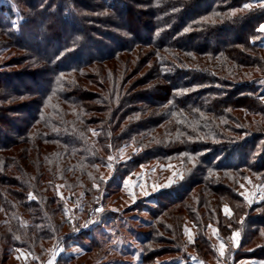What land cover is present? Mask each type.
<instances>
[{
  "label": "trees",
  "instance_id": "16d2710c",
  "mask_svg": "<svg viewBox=\"0 0 264 264\" xmlns=\"http://www.w3.org/2000/svg\"><path fill=\"white\" fill-rule=\"evenodd\" d=\"M255 1L10 0L17 15L0 3V252L37 263L69 225L59 193L88 206L107 157L131 147L129 173L182 168L154 199L141 264L183 241L182 214L195 252L215 255L210 227L224 239L241 229V250L263 255L264 199L248 206L239 192L264 185Z\"/></svg>",
  "mask_w": 264,
  "mask_h": 264
},
{
  "label": "rangeland",
  "instance_id": "374dc122",
  "mask_svg": "<svg viewBox=\"0 0 264 264\" xmlns=\"http://www.w3.org/2000/svg\"><path fill=\"white\" fill-rule=\"evenodd\" d=\"M0 3L11 8V13L17 15L18 11L10 0H1ZM256 6L261 5L257 3ZM13 22L17 28L16 20ZM4 59L5 55L1 54L0 64ZM260 87L264 89V81ZM132 153L133 149L128 147L112 152L109 156L111 160L107 157L108 167L101 169L99 196L88 206H85L88 199L81 192L67 195L59 193L69 225L60 239L49 244L46 253L37 259V263L23 251L9 250L6 254L3 252L5 246H2L0 264H141L142 241L149 236V225L153 222L150 213L159 210L154 199L158 192L181 180L182 168L176 163L166 166L151 163L129 173L130 168L121 165L130 159ZM261 189H264V185L248 180L242 184L239 192L244 198L248 196L251 202L245 198L246 203L253 206L263 200ZM181 217L184 243L182 241L178 246H171L173 252L154 259V264H264V254L258 252L249 255L255 247L241 250V229L224 239L219 237L215 228L209 227L207 235L216 249L215 255L206 257L203 253L195 252L191 248L196 234L194 225L186 214ZM235 233L239 234L236 240L233 239ZM221 242L225 246L223 255L220 252ZM156 247L161 249L164 246Z\"/></svg>",
  "mask_w": 264,
  "mask_h": 264
},
{
  "label": "snow or ice",
  "instance_id": "6c2138e0",
  "mask_svg": "<svg viewBox=\"0 0 264 264\" xmlns=\"http://www.w3.org/2000/svg\"><path fill=\"white\" fill-rule=\"evenodd\" d=\"M256 2L257 3H259L262 7H264V0H256ZM253 7V4L252 3H245L244 5H243V9H251ZM237 10L236 9H233L232 10V14L234 15L235 14V12H236ZM214 15H217L216 13H214ZM188 29H185V31H187ZM259 31H261V32H264V25H261L260 26V28H259ZM180 91H184V90H180ZM94 134H96L95 132H94ZM109 159L111 160L112 159V157H109ZM111 165H109V167H110ZM182 178V177H181ZM261 191H262V193H264V189H261ZM30 195V198H32V199H35V197L34 196H32V194H29ZM246 199H249V197L248 196H246L245 197ZM262 199H264V195H262V197H261ZM249 202H251V200L249 199ZM97 211H103V209H98ZM225 211L226 212H228V209H227V207H225ZM87 225H85V227H86ZM238 236H239V234L238 233H235L234 235H233V239L234 240H236V239H238ZM191 235H189V240L191 241ZM224 244H223V242H221V245H220V252H221V255H223V251H224ZM62 251V250H61ZM22 255H23V253H21Z\"/></svg>",
  "mask_w": 264,
  "mask_h": 264
}]
</instances>
